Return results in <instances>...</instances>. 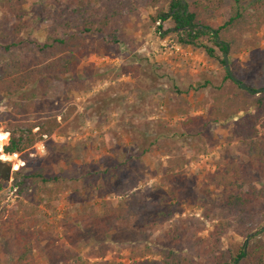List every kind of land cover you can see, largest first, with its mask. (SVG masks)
I'll list each match as a JSON object with an SVG mask.
<instances>
[{"label": "rangeland", "instance_id": "1", "mask_svg": "<svg viewBox=\"0 0 264 264\" xmlns=\"http://www.w3.org/2000/svg\"><path fill=\"white\" fill-rule=\"evenodd\" d=\"M239 1L255 18L251 30L236 36L228 68L237 80L259 90L264 18L262 12H253L257 0ZM148 2L137 0L136 8L102 34H84L67 48L46 52L39 50L45 30L60 10L71 6L69 0H26L17 5L25 22L20 36L12 37L14 43L21 42L19 52L33 69L49 64L54 69L35 75L34 83L13 97L0 94V138L7 137L1 132L7 133L9 120L24 116L33 121L47 115L59 120L71 113L49 138L34 144L25 165L19 155L1 154L0 147V159L12 162L13 170H40L49 180L47 187L40 185L46 191L32 189L28 196L17 195L11 181L1 188L0 264H15L21 251L14 236L29 242L28 264L160 262L163 250L195 255L194 235H207L219 220L230 223L223 249L247 247L246 238L234 231V217L213 178H230L237 169L244 190L249 183L264 189V167L250 160L232 135V121L244 113L238 111L240 99L231 96V82L224 79L223 55L213 47L211 58L191 46L184 47H189L190 56L155 54L160 42L177 43L179 32L169 20L154 22L156 8ZM181 2L208 4L217 15L207 24L216 28L234 0ZM164 10L168 12L167 5ZM0 19L9 30L19 24L1 1ZM75 20L68 15L56 22L73 25ZM68 53L78 63L63 73L58 58ZM19 104L26 106L25 115H20ZM258 134L264 139V123ZM134 192L141 195L144 216L119 221L105 232L102 224L110 214H104L105 207L113 211ZM202 223L203 231L197 232ZM256 238L264 244V229Z\"/></svg>", "mask_w": 264, "mask_h": 264}, {"label": "trees", "instance_id": "2", "mask_svg": "<svg viewBox=\"0 0 264 264\" xmlns=\"http://www.w3.org/2000/svg\"><path fill=\"white\" fill-rule=\"evenodd\" d=\"M9 12L19 20V24L12 30L7 28L4 19H0V94L9 97L15 96L30 86L35 81V75L50 74L54 67L49 64L45 68L33 69L30 63L19 52L20 44L14 43L12 37L20 36L25 28V22L21 21V16L17 10V5L26 4V0H0ZM252 4L253 12H262L264 18V2ZM82 3L79 5L78 3ZM149 5L156 8L154 22L160 20H169L172 23L174 31L181 30L176 34L177 44L183 47L191 46L193 48H202L211 58H214L216 47L222 55H230L236 44L237 37L251 30L254 14L240 4L239 0H234L233 7L226 9L224 21L216 28H211L207 22L215 17L216 12L212 11L208 4L193 2L191 4H182L181 0H149ZM70 7L60 10L54 17L53 23L45 30L46 36L42 45L39 46L41 52H46L52 47L63 46L67 48L75 39H81L84 34L96 33L102 34L109 29L113 21L125 13H130L136 8L137 0H69ZM168 6V12L164 6ZM68 15L77 17V22L69 25L65 22H56V20L65 21ZM159 35H163V33ZM238 34V35H236ZM211 43L206 46L199 41ZM59 66L63 73H68L70 68L76 66L78 60L74 55L68 53L66 57L58 58ZM223 64V58L220 61ZM224 79L232 84V98L240 99L241 107L238 110L244 114L232 121V135L244 145L246 156L255 164L264 167V139L259 137L258 126L264 123V92L258 94L241 90L228 75L227 71ZM241 82L240 80H238ZM247 87L255 90L251 85L244 82ZM260 89L264 88V73L260 77ZM31 97H34L32 95ZM20 115H25V105H17ZM66 116L57 119L56 116H40L33 121H29L24 116L19 119H12L7 122V133L1 132L7 136L1 143V154L5 156L19 155L23 165L31 160L30 153L35 143L44 141V137H50L59 129L61 122ZM34 129H37L33 132ZM8 139L7 144L5 145ZM240 176L235 169L234 175L229 177H215L218 186L222 187V202L225 208L235 220L234 231L241 238L245 239L253 232L264 218L261 216V210L264 208V189H258L249 185L244 190L243 180L240 182ZM237 179V180H235ZM48 179L39 170L30 174H23L21 170L15 172L11 180V188L19 196H28L32 189L40 190V185L47 187ZM4 182L0 181V190ZM47 189V188H46ZM46 191L42 190L41 192ZM141 195L134 192L122 199L121 203L109 212L105 207L104 214L109 218L102 224L105 232L114 229L117 222H129L144 216V208L140 206ZM148 207V204H145ZM260 210V211H259ZM227 214H224L223 218ZM230 223L219 220L213 223L212 229L204 236L194 235L195 241H192L191 253H174L171 250H163L160 253L161 261H145L137 264H264V244L258 241L256 236L249 239L245 249L238 250L223 249L222 238L227 231ZM202 227H198L197 232H202ZM20 253L17 256L15 264H28L29 256L32 252L29 242H25L22 236H14ZM191 243L190 241H188ZM61 264H102L101 262L84 261H65Z\"/></svg>", "mask_w": 264, "mask_h": 264}, {"label": "water", "instance_id": "3", "mask_svg": "<svg viewBox=\"0 0 264 264\" xmlns=\"http://www.w3.org/2000/svg\"><path fill=\"white\" fill-rule=\"evenodd\" d=\"M181 30H178V32H180ZM223 64L224 67L229 75V77L236 83L239 85L241 90H246L252 94L256 93H260V92H264V88L263 89H259V90H252L249 87H247L244 83L239 82L230 72L229 68H228V56L227 55H223ZM12 165L13 163L7 160H2L0 159V181L4 182V183H8L11 181V175L13 173V171H17V170H13L12 169ZM264 229V222L261 224V226L254 230L252 233H250L248 235V237L245 239L244 241V245L248 244V241L250 238L256 236L257 234H259L262 230Z\"/></svg>", "mask_w": 264, "mask_h": 264}, {"label": "built area", "instance_id": "4", "mask_svg": "<svg viewBox=\"0 0 264 264\" xmlns=\"http://www.w3.org/2000/svg\"><path fill=\"white\" fill-rule=\"evenodd\" d=\"M166 40L159 43L158 49H155V54L165 56H172L173 54H181V55H189L187 53L189 51L188 48H184L183 46L178 45L177 43H168ZM153 54V53H152ZM154 55V54H153Z\"/></svg>", "mask_w": 264, "mask_h": 264}, {"label": "bare ground", "instance_id": "5", "mask_svg": "<svg viewBox=\"0 0 264 264\" xmlns=\"http://www.w3.org/2000/svg\"><path fill=\"white\" fill-rule=\"evenodd\" d=\"M0 141H3V139L0 138Z\"/></svg>", "mask_w": 264, "mask_h": 264}]
</instances>
